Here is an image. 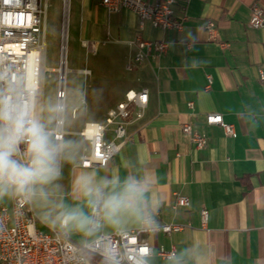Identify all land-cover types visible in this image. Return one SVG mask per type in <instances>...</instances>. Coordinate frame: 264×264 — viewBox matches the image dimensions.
<instances>
[{"label":"crops","instance_id":"obj_1","mask_svg":"<svg viewBox=\"0 0 264 264\" xmlns=\"http://www.w3.org/2000/svg\"><path fill=\"white\" fill-rule=\"evenodd\" d=\"M76 3L71 31L85 51L84 64L77 71L85 84L95 71L110 73V79L100 80L99 88L103 96H112L103 112L84 124L104 121L107 111L124 100L129 89L147 88L149 99L143 115L126 124L124 144L105 167L80 165L82 154L90 148V141L80 134L84 124L70 138L65 129L68 158L59 162L56 181L64 203L83 206L74 192V180L81 172L107 179L148 177L147 196L155 203L152 219L186 225L171 234L147 235L154 248L148 257L151 264H168L157 254L160 246H175L176 252L195 246L194 251L210 257L209 264H264V78L260 74L264 71V25L249 24L252 5L258 3L264 11V0H177L174 14L183 19V27L166 30L149 20L141 25L138 14L127 8L109 12L101 0ZM210 20L215 23V35L207 29ZM138 36L163 38L169 46L166 52L128 68ZM85 39L95 43L94 50L83 44ZM221 41L228 45L222 47ZM91 55L96 59L92 64ZM136 112L137 106L131 105L133 118ZM211 112L233 123L235 133L227 135L221 124L208 123L206 114ZM186 122L206 136L204 147H196L183 132ZM114 128V124L107 126L106 140H120ZM178 196H187L189 204L179 205ZM4 200L9 202V197ZM204 208L208 211L205 223ZM34 209L42 232L60 230L81 244L99 234L96 229L87 237L66 233L43 221ZM138 226L133 221L119 228L103 223L102 229L113 232ZM87 264L107 263L90 254Z\"/></svg>","mask_w":264,"mask_h":264},{"label":"built area","instance_id":"obj_2","mask_svg":"<svg viewBox=\"0 0 264 264\" xmlns=\"http://www.w3.org/2000/svg\"><path fill=\"white\" fill-rule=\"evenodd\" d=\"M109 12L127 8L137 13L141 25L149 20L153 26L166 30L182 29L183 19L174 14L173 5L177 0H101ZM68 0H64V24L58 73L56 106L61 110L56 113L55 127L51 130L57 142H63L65 135V112L67 105V49H68ZM47 2L42 0H0V112L23 109L42 123V105L44 93V65L46 55ZM249 24L254 27L264 25V11L258 4L252 5ZM207 29L216 34L215 23L210 20ZM137 50L128 68L145 62L150 55L166 52L169 42L161 39H143L138 36L134 42ZM83 44L93 50L95 43L83 40ZM226 47L228 42L221 41ZM86 74L87 68L82 69ZM264 78V71L260 70ZM211 77H209L210 85ZM147 88L130 89L125 100L111 108L104 121H87L80 134L90 141V148L81 156L82 167H105L110 159L122 148L126 134V124L140 118L148 103ZM85 102V99H82ZM190 106L193 101H189ZM131 105L137 106L136 116L131 117ZM208 123L221 124L227 135L235 133V125L225 122L221 113H207ZM115 124V135L120 140L108 141L104 137L108 125ZM182 130L188 133L196 147H204L207 138L190 122L182 124ZM25 148L20 145L21 151ZM177 203L189 204L187 196H178ZM203 222L208 217L207 209L201 211ZM38 215L33 204L23 198L9 197V202L0 198V264H87L89 255L101 257L107 264H141L139 257H144V264H151L148 257L154 252L147 235L155 231L171 234L184 229L183 223H153L149 228L141 225L131 229H119L113 232L103 231V222L96 228L99 234L85 243L73 241L67 234L56 230L53 234L42 232L37 227ZM176 252V247L160 246L157 254L168 259Z\"/></svg>","mask_w":264,"mask_h":264},{"label":"clouds","instance_id":"obj_3","mask_svg":"<svg viewBox=\"0 0 264 264\" xmlns=\"http://www.w3.org/2000/svg\"><path fill=\"white\" fill-rule=\"evenodd\" d=\"M60 110V106L52 109L54 113ZM21 144L25 145L23 151ZM68 152V142H57L49 128L26 110L0 112V198H23L52 227L84 237L101 221L113 228L129 221L144 228L152 225L155 203L147 196L151 189L148 177L129 175L121 180L117 175L107 179L81 172L74 180V192L83 206L65 204L56 181L60 177L58 164L68 158ZM194 248L171 253L168 264H209L210 257ZM147 255L138 258L141 264Z\"/></svg>","mask_w":264,"mask_h":264},{"label":"rangeland","instance_id":"obj_4","mask_svg":"<svg viewBox=\"0 0 264 264\" xmlns=\"http://www.w3.org/2000/svg\"><path fill=\"white\" fill-rule=\"evenodd\" d=\"M42 1L47 2L45 31L46 55L44 59V65L47 69L44 73L42 123L52 130L55 127L56 118V113L52 111V109L56 107V90L58 82V73L56 68L60 64V57L62 53L61 44L62 28L64 24V0ZM76 5V0H70V3L68 0L69 31L67 39V65L69 70L67 78L68 95L65 112V129L70 133L67 134V138L74 136L75 134L73 132L79 130L83 126L86 119H92L101 114L105 103L112 99V96H103L104 94L99 88V83L101 82L100 80L102 78L110 79V73H104L102 70L98 72L95 71V75H93L91 80L85 84L83 76L77 71V69L84 64L85 51L81 48L80 41L74 37L73 31H71V24L75 20ZM90 60L92 64V62L96 59L93 55H91ZM81 97L82 99L84 97L87 98V107L83 105L85 102H81ZM116 106L112 108H116ZM3 201H5L4 198Z\"/></svg>","mask_w":264,"mask_h":264}]
</instances>
